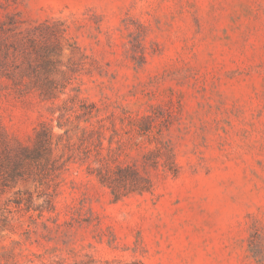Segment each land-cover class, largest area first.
<instances>
[{
    "label": "rangeland",
    "instance_id": "374dc122",
    "mask_svg": "<svg viewBox=\"0 0 264 264\" xmlns=\"http://www.w3.org/2000/svg\"><path fill=\"white\" fill-rule=\"evenodd\" d=\"M0 264H264V0H0Z\"/></svg>",
    "mask_w": 264,
    "mask_h": 264
},
{
    "label": "trees",
    "instance_id": "16d2710c",
    "mask_svg": "<svg viewBox=\"0 0 264 264\" xmlns=\"http://www.w3.org/2000/svg\"><path fill=\"white\" fill-rule=\"evenodd\" d=\"M125 172H132L134 174V179L132 180L131 183H128V180L126 176L124 175ZM101 175V174H100ZM101 181L112 189L113 194L116 196H119V190L120 188L124 187L126 188L128 184H131L133 187H136L137 182L139 180H143L144 178L138 173L137 170L132 169V168H121L119 167L117 172L114 173L113 176L110 175H101L100 176Z\"/></svg>",
    "mask_w": 264,
    "mask_h": 264
}]
</instances>
